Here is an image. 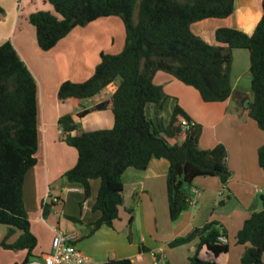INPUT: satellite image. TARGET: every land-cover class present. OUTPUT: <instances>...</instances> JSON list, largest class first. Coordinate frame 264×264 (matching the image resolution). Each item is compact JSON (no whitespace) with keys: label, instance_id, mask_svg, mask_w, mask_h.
<instances>
[{"label":"trees","instance_id":"trees-1","mask_svg":"<svg viewBox=\"0 0 264 264\" xmlns=\"http://www.w3.org/2000/svg\"><path fill=\"white\" fill-rule=\"evenodd\" d=\"M48 3L53 13L38 11L28 18L42 51L52 49L74 28L100 18L118 17L125 32L119 53H101L91 77L81 83L63 82L57 92L58 100L74 102L116 85L106 101L58 120L62 140L77 153L75 165L64 173L67 182L81 186L85 198L90 197V181L100 182L92 206L99 217L88 224L83 237L93 235L102 226L112 227L123 204V173L128 168L143 171L153 158L169 163L165 189L171 222L189 209L192 197L188 188L196 178L217 177L225 185L230 177L226 148L222 144L207 150L199 148L201 126L192 122L176 99L153 83V77L158 72L166 73L194 89L203 103H223L236 93L230 81L232 50L246 49L252 99L244 107L247 116L264 132V0L260 5L261 18L251 35L221 27L214 32L215 45L195 35L191 25L205 19L228 18L233 14L234 0H48ZM3 14L0 7V16ZM104 109L113 116L110 129L75 134L78 120ZM37 116L36 81L12 44L4 42L0 46V225L7 227V233L0 246L25 250L26 257L19 264H27L33 258L37 244L22 199L24 176L36 164ZM181 120L188 126L182 128ZM257 163L264 173V144L257 149ZM259 200L261 209L252 212L235 235V245L246 247L240 264H264V194L259 195ZM52 205H43L44 216ZM127 213L131 224L133 209H127ZM16 231L20 232L17 239L7 244ZM219 237L226 242H220ZM226 237L225 229L210 221L175 238L168 247L177 248L196 240L188 264H216L201 260L198 252L205 247L214 257L226 254L229 251ZM139 250L149 252L142 244ZM158 260L159 256L154 254V261ZM96 264L133 263L123 258Z\"/></svg>","mask_w":264,"mask_h":264},{"label":"crops","instance_id":"crops-1","mask_svg":"<svg viewBox=\"0 0 264 264\" xmlns=\"http://www.w3.org/2000/svg\"><path fill=\"white\" fill-rule=\"evenodd\" d=\"M20 3L21 0H0V7L5 12L0 16V46L7 41L12 44L37 84L36 164L26 172L22 188V199L30 222V231L37 240L32 251L33 258L27 264L42 263V258L51 249L55 229L75 236L76 248L89 258L92 264L123 258L130 259L133 264H141L148 254L152 255L154 260L157 247L150 239L153 238L152 229L156 230L158 227L155 214L157 202H160L164 212L167 209L166 223L169 226L168 233L172 237L164 242L167 246L175 238L183 237L193 228L201 227L210 221H216L225 229L228 243V228L233 225L236 235L243 221L252 212L261 209L260 200L257 209H251L254 195L259 192L256 187L255 190H251V187L264 183L263 172L257 163V149L264 144V137L257 132L254 121L238 120L236 109H230V105L235 104L232 98L223 103H203L194 89L184 86L162 72L154 75L153 83L161 86L165 94L176 99L192 122L201 126L199 148L212 149L217 144H222L226 148V165L230 177L225 185L221 184L217 177L196 178L188 188L192 197L189 209L183 212L178 220L171 222L168 220L165 189L168 161L153 158L143 171L128 168L122 175L123 204L119 208V218L113 222L112 227L102 226L93 235L83 237L88 231V224L99 217L98 212L92 211V206L100 182L90 181L89 198L84 197L81 186L67 182L64 173L75 165L77 153L74 148L62 141L58 120L63 115L75 116L83 109L106 101L116 85L103 89L91 98L74 102L69 99L58 100L57 92L63 82L81 83L91 77L100 61L101 53L114 55L121 51L125 34L117 17L100 18L84 27L74 28L52 49L42 51L37 45L35 29L29 24L28 18L36 11L53 13V8L48 0H22L21 9L24 12L22 17L21 12L18 16ZM260 5L261 0H234V11L231 16L226 19H205L196 22L191 25V31L211 45L216 43L215 30L221 27L237 29L251 35L261 18ZM234 90L232 85V91ZM244 100H241V107L245 105ZM110 113L108 109L88 113L78 120L81 127L87 126L84 128L85 131L78 129L75 134L95 131L99 126L110 129L113 125V116L111 117ZM217 114L218 119H213L212 116L216 118ZM101 128L98 130H104ZM193 191L198 193L197 196ZM248 194L251 198L245 201ZM50 203L53 205L44 216L43 205ZM122 207L124 211L121 210ZM129 208L133 209L131 224H128ZM207 208L212 213L207 215L205 221L197 223L198 213ZM6 233L7 227L0 225V242ZM128 233L131 236L130 241L127 239ZM19 234L20 232L16 231L6 243H13ZM153 241L155 242L154 239ZM140 244L149 252H140ZM196 244L195 240L187 245L194 252ZM240 247H243L242 252L236 250L239 260L246 248ZM232 249L235 248L229 246L226 254L214 257L202 247L198 257L210 262L224 259L223 264H229ZM25 257V250H8L0 246V264H19ZM262 262L264 263V253Z\"/></svg>","mask_w":264,"mask_h":264},{"label":"rangeland","instance_id":"rangeland-1","mask_svg":"<svg viewBox=\"0 0 264 264\" xmlns=\"http://www.w3.org/2000/svg\"><path fill=\"white\" fill-rule=\"evenodd\" d=\"M21 8H22V0L20 3V6H19L18 16H19V13L21 12L22 17H23L24 12H23V9H21ZM27 9L28 8L26 7L25 10H27ZM36 12H38V11H36ZM33 13H35V12H33ZM120 23H122L121 20H120ZM121 25L123 27V24H121ZM123 34H125L124 27H123ZM250 78L251 77H250V73H249V54H248V51L246 49H233L232 50V63H231V69H230V81H231V86L233 85V90L235 88H237V90H234V92H236V93L233 95V97H231L235 104L234 105L231 104L230 109L231 108L236 109V111L238 112V116H237L238 120H252L251 118H249L247 116V111H246L245 107L240 106L241 100L245 99L244 103L246 104L247 101H251V99H252V93L250 90ZM164 113H165L164 115L167 116V113L166 112H164ZM110 116L112 117L111 113H110ZM208 117H210V116H208ZM218 117H219L218 114H217L216 118H214L212 116V118L215 120L218 119ZM253 124H255V123H253ZM254 126H256V124ZM85 127H87V126L83 125L81 127V124H79L78 128L80 129V131H85L84 130ZM100 127H102L101 129H105L104 126H99V128H96V130L100 129ZM256 128H257L256 130L259 133V135L264 137V132L259 130L257 126H256ZM88 129H94V128H88ZM203 129H205V128H203ZM201 130H202V128H201ZM205 130H207V129H205ZM61 138H62V133H61ZM263 174H262V176H264ZM255 187H256V189H259V192L256 195H254L253 205H251V207H252L251 209H253V210L257 209V207L260 204L258 196H259V194H264V183L256 184V186H252L251 190L252 189L255 190ZM197 194L198 193H196L195 196H197ZM250 198H251L250 194L246 195L245 201H248ZM155 206H156L155 207V214H156V219L158 221V227L156 230L152 229L151 235L153 238L150 239V242L154 243L155 247L158 248V250H157V248L155 249V252L157 253L158 256H160V258H159L158 262H155L154 260H152L153 256L148 254L147 256L144 257L145 260L141 264H188V258L194 255L195 250H194V252H192L190 250L189 245L177 247V248H169L167 246V244L164 243V242L168 241V239H172L171 234L168 233V230H169L168 223H166V221H167V209H165V212H164V210H162V208L160 206V202H157L155 204ZM121 210L124 211L123 207L121 208ZM211 213H212L211 210H209L208 208L203 209V211H200V213H198L197 218H196L197 223H202L203 221H205L204 219L207 217V215H209ZM168 220H170V219H168ZM134 227L136 228V225H134ZM228 233H229V235H228L229 246H230V248L231 247L235 248V249H232V251L230 252L229 264H240L239 258L237 256L238 251H236V250H239V251L241 250V252H242L243 247L234 245L235 230H234L233 225L228 228ZM174 234H175V232H174ZM128 236H129V233H128ZM128 236H127V239H128ZM130 239H131V236H130ZM130 239H128V241H130ZM153 239L155 240V242L153 241ZM224 261H225L224 259H221L215 263L216 264H223Z\"/></svg>","mask_w":264,"mask_h":264},{"label":"built area","instance_id":"built-area-1","mask_svg":"<svg viewBox=\"0 0 264 264\" xmlns=\"http://www.w3.org/2000/svg\"><path fill=\"white\" fill-rule=\"evenodd\" d=\"M188 126L185 120H181V127ZM194 195L197 193L193 191ZM192 202V201H191ZM51 249L42 258L41 264H92V262L76 248L75 236L60 229L53 231ZM222 243L226 242L224 237H219Z\"/></svg>","mask_w":264,"mask_h":264}]
</instances>
